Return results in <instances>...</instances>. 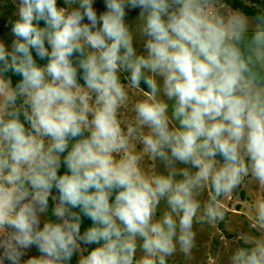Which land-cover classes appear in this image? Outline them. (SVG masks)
I'll return each mask as SVG.
<instances>
[{
	"label": "clouds",
	"instance_id": "obj_1",
	"mask_svg": "<svg viewBox=\"0 0 264 264\" xmlns=\"http://www.w3.org/2000/svg\"><path fill=\"white\" fill-rule=\"evenodd\" d=\"M11 2L0 264H193L194 225L222 223L246 183L251 231L227 264H264V6Z\"/></svg>",
	"mask_w": 264,
	"mask_h": 264
},
{
	"label": "rangeland",
	"instance_id": "obj_2",
	"mask_svg": "<svg viewBox=\"0 0 264 264\" xmlns=\"http://www.w3.org/2000/svg\"><path fill=\"white\" fill-rule=\"evenodd\" d=\"M242 1L248 5L258 4L253 3L252 0ZM94 6L99 11H103V0H96ZM15 11V6L11 0H0V39L8 44L12 39L8 21L9 19H15ZM136 15V11H131L126 18V22L129 24L134 23ZM257 195L256 186L252 183H246L235 194L229 195L222 202L226 212L225 220L222 223L194 225L197 234V247L193 253V264H227L231 250L240 243V238L244 234L251 231L249 206ZM38 254L36 249L33 248L28 250L24 259ZM169 264H183V257H173L170 259Z\"/></svg>",
	"mask_w": 264,
	"mask_h": 264
},
{
	"label": "trees",
	"instance_id": "obj_3",
	"mask_svg": "<svg viewBox=\"0 0 264 264\" xmlns=\"http://www.w3.org/2000/svg\"><path fill=\"white\" fill-rule=\"evenodd\" d=\"M253 3H258L261 4L262 6H264V0H252ZM227 2L234 8H238L241 11H244L246 14H248L249 16L253 15V13L256 11V9L253 7V5H248L246 3H244L242 0H227ZM15 79V78H14ZM51 203V201H50ZM48 216H51V212L49 211ZM90 222L85 220L84 225L82 227V231L84 228H86L88 226ZM86 254V253H85ZM76 257L73 258V262L72 264H76Z\"/></svg>",
	"mask_w": 264,
	"mask_h": 264
}]
</instances>
